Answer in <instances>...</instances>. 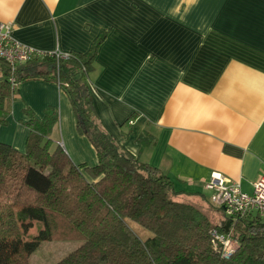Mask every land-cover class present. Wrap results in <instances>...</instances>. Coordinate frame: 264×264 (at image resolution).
<instances>
[{
    "label": "crops",
    "instance_id": "obj_1",
    "mask_svg": "<svg viewBox=\"0 0 264 264\" xmlns=\"http://www.w3.org/2000/svg\"><path fill=\"white\" fill-rule=\"evenodd\" d=\"M0 22L39 51L87 54L97 123L177 191L208 199L220 173L251 194L264 176V0H0ZM58 109L51 132L75 164L94 165L67 95L43 78L18 85L0 141L24 151V125ZM149 133L153 144L141 147Z\"/></svg>",
    "mask_w": 264,
    "mask_h": 264
},
{
    "label": "trees",
    "instance_id": "obj_2",
    "mask_svg": "<svg viewBox=\"0 0 264 264\" xmlns=\"http://www.w3.org/2000/svg\"><path fill=\"white\" fill-rule=\"evenodd\" d=\"M100 35L87 54L33 57L11 71L0 58V126L7 123L18 85L43 78L67 95L79 133L93 145L97 162L75 164L51 132L58 109L41 120L25 110L29 134L24 151L0 141V264H28L43 241L76 239L82 244L55 264H264V222L239 217L226 222L208 199L192 200L177 191L160 169L120 149L97 123L90 73ZM14 77V86L10 78ZM145 147L154 137L145 132ZM220 211L210 220L200 202ZM134 222L151 232L141 239ZM230 232L237 242L229 257L210 243V231Z\"/></svg>",
    "mask_w": 264,
    "mask_h": 264
},
{
    "label": "built area",
    "instance_id": "obj_3",
    "mask_svg": "<svg viewBox=\"0 0 264 264\" xmlns=\"http://www.w3.org/2000/svg\"><path fill=\"white\" fill-rule=\"evenodd\" d=\"M70 53L55 51H39L15 40L11 35V25L0 22V58L4 59L13 71L17 64L26 62L33 57L53 56L56 60L67 58ZM11 83L16 86L14 77ZM58 85V83H57ZM63 148V145L60 143ZM64 149V148H63ZM204 188L209 191V203L221 209L228 221L237 218H257L264 222V176H260L253 183V192H244L240 184L232 181L220 173H212L204 183ZM210 243L214 250L221 256L229 257L237 246V242L228 231L212 228L210 231Z\"/></svg>",
    "mask_w": 264,
    "mask_h": 264
},
{
    "label": "rangeland",
    "instance_id": "obj_4",
    "mask_svg": "<svg viewBox=\"0 0 264 264\" xmlns=\"http://www.w3.org/2000/svg\"><path fill=\"white\" fill-rule=\"evenodd\" d=\"M199 202L201 208L207 211L210 220L213 222L219 220L221 217L220 211H214L207 203L201 201ZM130 226L141 239H146L152 235L151 232L145 230L134 222H130ZM81 244L82 241L80 240L63 239L59 236L50 241H43L40 246L28 257V264H55L58 260L63 258L72 250L76 249Z\"/></svg>",
    "mask_w": 264,
    "mask_h": 264
},
{
    "label": "water",
    "instance_id": "obj_5",
    "mask_svg": "<svg viewBox=\"0 0 264 264\" xmlns=\"http://www.w3.org/2000/svg\"><path fill=\"white\" fill-rule=\"evenodd\" d=\"M229 224H230V221H227V222H226L225 229H227V228H228Z\"/></svg>",
    "mask_w": 264,
    "mask_h": 264
}]
</instances>
